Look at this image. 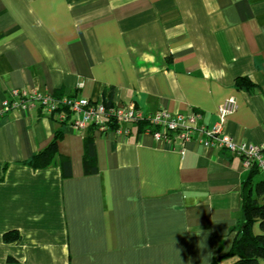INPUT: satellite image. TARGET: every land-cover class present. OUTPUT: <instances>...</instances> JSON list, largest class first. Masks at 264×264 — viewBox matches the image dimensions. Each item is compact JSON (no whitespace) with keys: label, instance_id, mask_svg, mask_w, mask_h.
I'll return each instance as SVG.
<instances>
[{"label":"crops","instance_id":"0c3cea01","mask_svg":"<svg viewBox=\"0 0 264 264\" xmlns=\"http://www.w3.org/2000/svg\"><path fill=\"white\" fill-rule=\"evenodd\" d=\"M15 88L201 113V127L234 97L225 132L261 143L264 0H0V264H210L230 249L250 173L241 156L204 146L201 131L168 143L138 125L79 130L38 105L3 112ZM57 130L68 176L58 158L26 163Z\"/></svg>","mask_w":264,"mask_h":264},{"label":"built area","instance_id":"2783aa9c","mask_svg":"<svg viewBox=\"0 0 264 264\" xmlns=\"http://www.w3.org/2000/svg\"><path fill=\"white\" fill-rule=\"evenodd\" d=\"M38 105L58 122L79 130H85L90 125L102 132L114 128L117 133L129 132L123 125H138L147 123L143 132L152 134L157 140L172 142L174 137L182 143L196 138V131L202 132L200 142L206 147H222L238 154L243 159L246 169L256 167L264 172V141L261 143L239 142L225 132L228 115L237 109L234 97L227 98L218 108L216 119L207 126H198L201 113L185 115L170 113L161 109L155 113L134 106H121L114 103L93 101L84 97L56 96L44 93L38 89L27 90L15 88L9 98L2 100L3 112L18 107ZM116 124V126H112Z\"/></svg>","mask_w":264,"mask_h":264},{"label":"trees","instance_id":"16d2710c","mask_svg":"<svg viewBox=\"0 0 264 264\" xmlns=\"http://www.w3.org/2000/svg\"><path fill=\"white\" fill-rule=\"evenodd\" d=\"M236 84L241 87L250 89L254 86L246 77H238ZM107 104H111L112 102ZM67 125V122H59ZM147 123L138 124L140 131L145 130ZM113 127L116 124L112 125ZM88 128L96 129L95 125ZM62 135L61 130H57L54 138L50 143L34 154L26 161L27 164L34 168L48 167L55 163L56 158L65 171V176L71 174V160L68 156L60 154L57 151V139ZM84 170L86 173L97 171L95 164L96 145L94 136L87 134L84 138ZM247 179L242 184V220L238 225L237 234L230 249L219 258L214 259L210 264H220L223 259H232L229 264H264V179H257L261 173L256 167H252ZM258 223L260 233L253 230L254 224ZM18 234H7L5 239L15 240ZM5 264H23L14 256H8Z\"/></svg>","mask_w":264,"mask_h":264},{"label":"rangeland","instance_id":"374dc122","mask_svg":"<svg viewBox=\"0 0 264 264\" xmlns=\"http://www.w3.org/2000/svg\"><path fill=\"white\" fill-rule=\"evenodd\" d=\"M260 178H264V173H260V174L257 176V179H260Z\"/></svg>","mask_w":264,"mask_h":264}]
</instances>
